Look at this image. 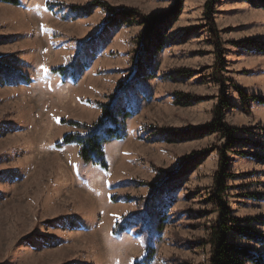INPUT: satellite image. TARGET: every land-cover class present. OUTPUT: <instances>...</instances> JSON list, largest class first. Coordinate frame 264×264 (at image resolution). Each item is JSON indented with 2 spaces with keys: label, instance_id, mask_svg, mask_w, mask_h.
Wrapping results in <instances>:
<instances>
[{
  "label": "rangeland",
  "instance_id": "1",
  "mask_svg": "<svg viewBox=\"0 0 264 264\" xmlns=\"http://www.w3.org/2000/svg\"><path fill=\"white\" fill-rule=\"evenodd\" d=\"M207 2L0 0V264H135L149 249V264H210L219 110L239 131L226 200L254 238L229 239L264 256V0H217L211 16ZM149 16L164 19L158 51ZM128 83L107 169L57 146L87 133L63 121L96 124Z\"/></svg>",
  "mask_w": 264,
  "mask_h": 264
},
{
  "label": "trees",
  "instance_id": "2",
  "mask_svg": "<svg viewBox=\"0 0 264 264\" xmlns=\"http://www.w3.org/2000/svg\"><path fill=\"white\" fill-rule=\"evenodd\" d=\"M176 5L170 11V15L180 13V5L182 0H174ZM3 2L8 3L13 6H19L20 0H3ZM217 0H208L205 5L206 15L211 16L213 12L214 4ZM97 6H102L111 10L104 3L97 2ZM60 6V5H59ZM56 5H49V9L54 11ZM60 8V7H59ZM113 11V10H111ZM116 12V11H115ZM80 16H88L89 8H83L78 10ZM123 19L135 18V14L131 11L123 10L118 13H114ZM169 15V16H170ZM169 16H165L168 18ZM163 20L158 16L142 17L140 19L141 25L144 27V36L146 39V46L153 47L156 51L161 50L162 45V26ZM133 21V20H132ZM123 23V22H122ZM52 72L64 76L68 72V68L61 67L53 69ZM129 83L123 87V90L115 95L108 105H101L102 115L96 122V124L89 126H82L77 122H65L69 125L76 126L78 128H84L87 133L71 134L66 135L57 144L58 147L68 144H77L80 146V157L85 163H91L102 167L103 169L108 168L106 161L104 147L107 143L113 140H124L127 136L126 123L127 120L132 116L130 111L122 105L121 94L125 93ZM242 99L247 101L249 97L243 91H240ZM259 100L257 98H253ZM250 100V99H249ZM224 107H227L225 102ZM223 109V108H222ZM211 131H215L221 136L225 143L220 149V164L219 170L214 177V188L212 193V198L218 210V217L213 228H211L210 234V244H211V259L210 264H264V256L255 254L248 249L241 247L238 244L232 243L229 239L230 233L239 234L240 236H247L254 239L251 234L242 226L244 222L238 218L232 216V212L228 206L226 200L227 185L226 180L232 178L231 175L227 173L228 170V152L232 150L239 143L237 135L239 131L231 126L226 125L224 122V111L219 110L215 113V120L209 126ZM264 241V239H263ZM264 245V243H263ZM154 253L151 249L147 252L142 261L136 262L135 264H149L150 259L153 257Z\"/></svg>",
  "mask_w": 264,
  "mask_h": 264
},
{
  "label": "snow or ice",
  "instance_id": "3",
  "mask_svg": "<svg viewBox=\"0 0 264 264\" xmlns=\"http://www.w3.org/2000/svg\"><path fill=\"white\" fill-rule=\"evenodd\" d=\"M43 71H44V72H47L48 69H47V68H43ZM57 123H59V120H57Z\"/></svg>",
  "mask_w": 264,
  "mask_h": 264
}]
</instances>
